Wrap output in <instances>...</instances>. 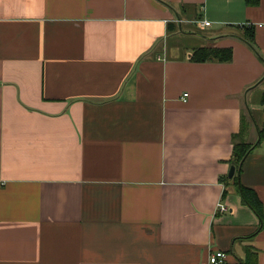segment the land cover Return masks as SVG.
Returning a JSON list of instances; mask_svg holds the SVG:
<instances>
[{
  "label": "crops",
  "instance_id": "1",
  "mask_svg": "<svg viewBox=\"0 0 264 264\" xmlns=\"http://www.w3.org/2000/svg\"><path fill=\"white\" fill-rule=\"evenodd\" d=\"M263 94L264 0H0V264H264Z\"/></svg>",
  "mask_w": 264,
  "mask_h": 264
},
{
  "label": "trees",
  "instance_id": "2",
  "mask_svg": "<svg viewBox=\"0 0 264 264\" xmlns=\"http://www.w3.org/2000/svg\"><path fill=\"white\" fill-rule=\"evenodd\" d=\"M260 2V0H246V4L249 6H255ZM255 38V32L253 28H250L247 31L246 39L249 44H253ZM254 46V44H253ZM233 59V50L231 48H207L199 47L194 51L193 60L197 62H206V61H220V62H229ZM261 103L264 104V94L261 98ZM264 139L263 131H260V138L256 143L249 142H235L233 150V158L231 163L236 166L237 172L240 173L242 162L246 155L258 146ZM234 180L237 185L238 191L242 197V200L247 204L251 209L255 211L260 219V228L264 227V210L263 203L257 192L245 186L238 175H234ZM248 256L242 262L238 264H257L258 258L256 253H251L248 250Z\"/></svg>",
  "mask_w": 264,
  "mask_h": 264
},
{
  "label": "built area",
  "instance_id": "3",
  "mask_svg": "<svg viewBox=\"0 0 264 264\" xmlns=\"http://www.w3.org/2000/svg\"><path fill=\"white\" fill-rule=\"evenodd\" d=\"M201 23L203 25H207V26H209L211 24V22L208 20L201 21ZM187 95L188 94L185 93V96H187ZM217 209L219 211H226L229 209V207L225 203L219 202L217 204ZM224 258H225V253L223 251H216V252L211 254L210 262H211V264H220V263L224 262Z\"/></svg>",
  "mask_w": 264,
  "mask_h": 264
},
{
  "label": "water",
  "instance_id": "4",
  "mask_svg": "<svg viewBox=\"0 0 264 264\" xmlns=\"http://www.w3.org/2000/svg\"><path fill=\"white\" fill-rule=\"evenodd\" d=\"M235 171H236V166L232 165L231 169H230V172H229V177H233L234 174H235Z\"/></svg>",
  "mask_w": 264,
  "mask_h": 264
}]
</instances>
